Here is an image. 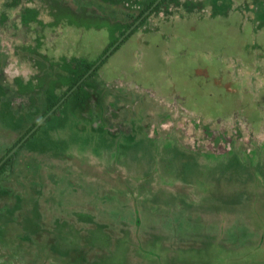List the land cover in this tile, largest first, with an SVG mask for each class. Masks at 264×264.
<instances>
[{"label": "rangeland", "instance_id": "rangeland-1", "mask_svg": "<svg viewBox=\"0 0 264 264\" xmlns=\"http://www.w3.org/2000/svg\"><path fill=\"white\" fill-rule=\"evenodd\" d=\"M10 1L0 161L46 110L16 92L41 61L23 47L98 61L131 14ZM201 1L159 35L143 33L165 21L151 16L87 80L88 101L68 97L0 168V264H264V0ZM25 7L38 10L26 26Z\"/></svg>", "mask_w": 264, "mask_h": 264}, {"label": "trees", "instance_id": "trees-1", "mask_svg": "<svg viewBox=\"0 0 264 264\" xmlns=\"http://www.w3.org/2000/svg\"><path fill=\"white\" fill-rule=\"evenodd\" d=\"M98 1L104 4H107V5L113 6V7L123 8L131 13L129 14V17H130L129 22H127V24H124L123 29L120 32V36H122L125 33V31L128 28H130V26H132L134 22L138 20L153 5V3L156 0H98ZM59 3L60 2H58L57 4L58 7L60 8L64 7L65 9H69V12L71 13L74 12L73 10L70 9L69 5L66 4L65 2H62L63 7L61 6V3L60 4ZM20 4H21V0H11L10 2L6 4V6L8 8H15L19 6ZM204 6L205 4H203L201 0H161L160 3L155 8H153V10L149 13V15L146 16L144 20L120 43V45L124 43L131 34L137 31V29L144 27L147 20L153 15H156V16L162 15L164 19H169L170 17H174V16L184 17L186 15L200 14V13L202 14L205 9ZM216 6L217 4H214V3L211 4V7L214 11H215ZM85 10L86 9H82L78 13V15L86 17V18L90 17L84 12ZM37 15H38V10H36L35 8L25 7L21 14V21L23 25L26 26L29 23V21H31V19H36ZM95 17L99 21L100 24H105V23L109 25L114 24L106 16L104 17L95 16ZM57 19H60V17L59 18L57 17ZM6 20H7L6 15L1 14L0 15V25H4ZM151 29L152 28H148L145 31H150ZM118 39L119 37L114 38L109 44L108 48H110ZM120 45L117 46V48L111 54H113L116 50H118ZM23 49L24 51L26 50L28 54L39 57L41 61L36 62L38 65L39 71H38L36 78L33 81L22 83V80L20 78L14 79L16 83L15 85L17 87L16 92L20 96L31 97L32 100H29V102L32 105H34L35 100H36L33 96L42 94L46 101V110L44 114L42 115V117L45 116L47 112H49L61 100V98H63L97 62V61L87 62L86 60L79 59V58H73L70 60L64 59L60 63L52 62L46 56H43V55L41 56L38 53L37 49H33L30 47H23ZM106 59L101 62V64L71 93V95L79 93L81 89H83L87 97L86 101H88L90 97L89 95L90 86L88 85L87 80L95 74V72L106 61ZM55 67L58 68V71H55ZM37 79L39 81L36 84H34V81L36 82ZM60 79H62L64 82L60 81ZM65 82H68V83H65ZM20 87L23 89H26V91L21 92ZM59 87L66 88V90L64 91L62 95H57L55 93V90ZM60 106L51 115L55 114L60 108ZM41 118L38 121H36L34 124H32V126L28 129L26 134L41 120ZM49 118L50 116L46 119V121ZM22 138H20V140ZM14 156L15 154L11 156L10 158H8L3 163V165H5ZM3 165L1 167H3Z\"/></svg>", "mask_w": 264, "mask_h": 264}, {"label": "water", "instance_id": "water-1", "mask_svg": "<svg viewBox=\"0 0 264 264\" xmlns=\"http://www.w3.org/2000/svg\"><path fill=\"white\" fill-rule=\"evenodd\" d=\"M160 1L161 0H156L153 5L101 56L93 67L79 80V82H77V84L63 98H61V100L49 112H47V114L43 116L41 120L6 154V156L0 161V167L8 158L16 153V151L37 131V129L71 95V93L117 48V46L120 45V43L144 20V18L149 15V13L160 3Z\"/></svg>", "mask_w": 264, "mask_h": 264}, {"label": "crops", "instance_id": "crops-1", "mask_svg": "<svg viewBox=\"0 0 264 264\" xmlns=\"http://www.w3.org/2000/svg\"><path fill=\"white\" fill-rule=\"evenodd\" d=\"M107 5V4H106ZM110 6V5H109ZM180 19L182 18V19H185L186 17L184 16V17H179ZM176 18H175V16L174 17H170L169 19H165V21H163V22H161V23H159V24H157L153 29H151L150 31H144L143 33H145L146 35H150V34H156V35H159L160 34V32H162L161 31V25L162 24H166V25H169L170 23H171V21H173V20H175ZM177 19H178V16H177ZM202 20V19H201ZM171 25V24H170ZM101 26L102 27H104V24H101ZM106 26V25H105ZM143 33H142V35H143ZM162 39L164 40V42H165V40L166 39H169V37H167L166 36V34H163L162 35ZM143 43V42H142Z\"/></svg>", "mask_w": 264, "mask_h": 264}]
</instances>
